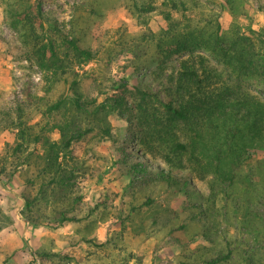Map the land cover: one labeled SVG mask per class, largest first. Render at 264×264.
Masks as SVG:
<instances>
[{"label":"trees","instance_id":"16d2710c","mask_svg":"<svg viewBox=\"0 0 264 264\" xmlns=\"http://www.w3.org/2000/svg\"><path fill=\"white\" fill-rule=\"evenodd\" d=\"M43 2L0 0L26 57L46 73L48 83L44 95H27L40 119L32 122L20 105L12 122L15 140L0 153V174L8 179L26 167L27 189L21 194L26 221L56 228L79 219L72 213L76 195L70 199L65 190L76 185V143L95 124H76V111L85 116L86 124L100 123L117 111L132 123L143 156L169 165V170L159 172L164 180L171 185L180 180L194 195L187 196L185 216L174 228L176 239L185 246L175 264H264V173H259L264 172V158L244 171L254 151H264V98L246 85L253 79L264 84L263 45L244 33L223 35L218 18L191 23L187 12L199 8L198 1L166 0L159 8L156 0H124L144 24L143 15L159 8L168 25L160 32L151 27L137 33L122 30L118 47L101 52L85 41L93 18L103 15L98 0L88 1L90 18L80 22L74 18L69 31L47 17ZM198 49L212 53L222 68L195 53ZM129 53L136 69L157 59L158 73L170 58L186 54L168 73L163 108L156 104L158 94L140 84L130 89L126 79H113L109 87L100 83L105 95L100 102L78 89L76 65L95 59L107 65ZM54 131L59 139L51 137ZM178 170L206 181L210 194L201 196L188 176L177 177ZM242 176L247 184H239ZM52 201L56 204L46 210ZM50 217L59 220L50 222ZM36 254L49 256L46 251Z\"/></svg>","mask_w":264,"mask_h":264},{"label":"rangeland","instance_id":"374dc122","mask_svg":"<svg viewBox=\"0 0 264 264\" xmlns=\"http://www.w3.org/2000/svg\"><path fill=\"white\" fill-rule=\"evenodd\" d=\"M88 1L44 0L43 7L48 18L56 19L69 31L74 18L77 22L90 18ZM162 1L166 0H156L155 5L161 8ZM192 1H198L200 7L187 12L191 23L218 18L223 35L247 34L263 45L264 55V0ZM98 3L103 15L93 18L85 41L101 52L118 47L122 30L137 33L151 27L160 32L168 25L159 8L143 15L147 21L144 24L143 19L136 18L126 8L124 0H98ZM174 14L180 17V13ZM198 52L222 68L212 53L201 49L195 51ZM185 56L170 58L162 73L156 70L157 59L136 69L130 63L133 57L130 53L119 55L107 65L97 59L78 64V89L86 98L100 102L105 98L100 83L109 87L113 79H126L130 89L140 84L158 94L156 104L163 108L161 103L167 100L168 73ZM47 85L46 73L26 57L17 32L0 6V153L7 143L15 140L17 129L12 122L17 120L20 105L32 116V122L40 119L38 113H33L27 95H44ZM246 85L264 98V84L260 81L253 79ZM76 124L83 127L95 124L94 129L76 143V185L65 190L70 199L76 195L72 213L79 219L56 228L48 223L29 224L22 215L24 202L21 198L27 189L23 176L26 167H20L11 179L0 174V264H175L185 246L176 239L174 228L185 216L183 208L188 204L187 196L194 195L180 180L177 185L164 180L159 172L169 170V165L161 159L143 156L134 129L130 127L132 123L117 111L100 123L89 121V124L85 116L76 111ZM50 135L53 139L60 137L58 131ZM263 158L264 151H254L244 171L252 168L256 159ZM259 173L264 172L260 170ZM177 174L178 178L188 176L201 196L210 194L206 181L192 179L186 175L187 171L178 170ZM247 183L245 177H240V185ZM150 198L152 201L146 204ZM54 204L56 201L46 210H51ZM49 220L58 222L59 217ZM183 235L181 240L185 239ZM42 251L49 256L42 258L36 254Z\"/></svg>","mask_w":264,"mask_h":264},{"label":"bare ground","instance_id":"6f19581e","mask_svg":"<svg viewBox=\"0 0 264 264\" xmlns=\"http://www.w3.org/2000/svg\"><path fill=\"white\" fill-rule=\"evenodd\" d=\"M142 152V151H141ZM148 156V155H147ZM148 158H149V156H148ZM258 215V214H257Z\"/></svg>","mask_w":264,"mask_h":264}]
</instances>
